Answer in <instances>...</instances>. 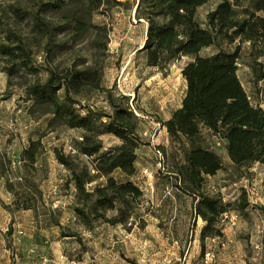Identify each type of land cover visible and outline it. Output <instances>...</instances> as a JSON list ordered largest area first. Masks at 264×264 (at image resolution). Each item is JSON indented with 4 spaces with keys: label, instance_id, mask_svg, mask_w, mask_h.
Returning a JSON list of instances; mask_svg holds the SVG:
<instances>
[{
    "label": "trees",
    "instance_id": "trees-1",
    "mask_svg": "<svg viewBox=\"0 0 264 264\" xmlns=\"http://www.w3.org/2000/svg\"><path fill=\"white\" fill-rule=\"evenodd\" d=\"M209 1L217 3L202 23L197 12ZM135 5L136 18L147 24L140 51L149 66L161 67L183 56L191 58L182 68L186 90L181 106L163 124L181 155L172 175L179 188L193 196L194 214L204 221L199 236L203 255L205 240L223 235L222 215L235 211L246 217L250 206L244 189L233 201L207 189V177L216 175L224 164L220 154L206 143L204 131L221 141L234 167L264 164V108L251 101L238 75L241 43H248L251 60L247 63L257 79L264 77L263 69L256 66L258 59L264 58V0H138L133 4L121 0H41L38 9H21L28 32L15 30L0 14V64L9 83L20 79L31 115L48 114L51 129L63 125L80 130L75 154L55 148L58 161L70 172L66 185L74 186L73 210L78 221L88 230L100 222L132 224L143 195L130 179L137 171L136 151L143 143L140 119L127 96H116L103 85V69L111 32L106 18L116 7ZM98 14L106 18L96 21ZM235 41L239 44L234 50L221 48L223 42ZM211 46L217 51L201 54ZM82 48L90 51L88 58L80 52ZM36 51L43 58L38 66ZM97 92L104 94L108 110L82 104L81 97L90 99ZM103 134L115 135L120 143L104 149ZM43 150L40 138L30 140L21 152L23 167L33 166ZM81 155L88 160H81ZM115 171L121 178L113 175ZM6 183L21 198L14 202L18 208L36 209L32 189L41 198L42 192L35 182L29 180L23 190L15 189L10 178ZM258 208L264 218V206ZM56 224L63 227L58 221ZM63 235L82 241L75 231Z\"/></svg>",
    "mask_w": 264,
    "mask_h": 264
},
{
    "label": "rangeland",
    "instance_id": "rangeland-1",
    "mask_svg": "<svg viewBox=\"0 0 264 264\" xmlns=\"http://www.w3.org/2000/svg\"><path fill=\"white\" fill-rule=\"evenodd\" d=\"M121 1L133 4L138 0ZM40 2L0 0V14L15 30L28 32L21 9H38ZM216 3L209 1L198 9L200 22L206 21V14ZM111 13L108 18L95 16L96 21L106 18L111 24L103 85L116 96L128 97L130 107L140 119L139 132L143 138L136 151L137 171L130 177L143 192L135 220L131 226L100 222L92 230L78 221L73 210L74 186L66 185L70 172L58 161L55 148L75 154L80 130L63 125L51 129L48 114L31 115L20 79L14 78L9 83L0 64V264H91L93 261L130 264L128 258L137 264H219L228 258L246 264H264V218L258 208L264 206V164L234 167L221 141L204 131L206 143L220 154L224 164L216 175L207 177V189L220 192L226 201L235 200L243 189L254 188V194L248 197V215L239 214L238 221L229 224L231 229L225 237H216V241L206 239L201 255L199 235L204 221L194 214L193 196L180 189L172 175V167L181 155L163 124L181 106L186 90L182 68L191 58L183 56L161 67L149 66L144 52L140 51L147 24L136 18V5L116 7ZM2 35L0 32V39ZM238 44V41L223 42L221 48L234 50ZM248 49V43H241L238 75L251 101L264 108V77L257 79V73L248 65L251 60ZM215 51L217 48L211 46L201 54ZM80 52L85 58L90 54L85 48ZM35 58L36 66L40 65L42 53L36 51ZM256 66L264 71V58L258 59ZM80 99L83 105L109 109L103 93ZM101 137L104 149L120 143L113 134ZM37 138L41 139L44 150L38 161L25 169L21 152L30 140ZM80 158L88 160L83 155ZM113 175L120 177L118 171ZM6 178L11 179L15 189H25L29 180L38 185L42 198L32 189L37 197L36 209L17 207L15 199L21 198L10 191ZM70 231L77 232L82 243L76 237L63 235ZM222 240L226 241L225 245Z\"/></svg>",
    "mask_w": 264,
    "mask_h": 264
},
{
    "label": "built area",
    "instance_id": "built-area-1",
    "mask_svg": "<svg viewBox=\"0 0 264 264\" xmlns=\"http://www.w3.org/2000/svg\"><path fill=\"white\" fill-rule=\"evenodd\" d=\"M246 191H247L249 197L252 196V194H254V188L251 190L247 188ZM238 219H239V214L235 211H230V212H226L222 215L221 221L224 224L228 223L230 225H234L238 221ZM130 224L131 223L129 222V225ZM207 254H209V253L207 252Z\"/></svg>",
    "mask_w": 264,
    "mask_h": 264
},
{
    "label": "crops",
    "instance_id": "crops-1",
    "mask_svg": "<svg viewBox=\"0 0 264 264\" xmlns=\"http://www.w3.org/2000/svg\"><path fill=\"white\" fill-rule=\"evenodd\" d=\"M202 226L203 225H201V227H200V231H201ZM229 226L230 225L228 223H225L224 224V227H223V235L222 236L225 237L227 235V231H229L231 229ZM215 238L216 237H212L210 239L213 240V241H216ZM225 243H226V241L225 240H222V244L225 245ZM219 264H246V263L243 262V260H240V259H230V258H228V259L223 260V262L222 263H219Z\"/></svg>",
    "mask_w": 264,
    "mask_h": 264
}]
</instances>
